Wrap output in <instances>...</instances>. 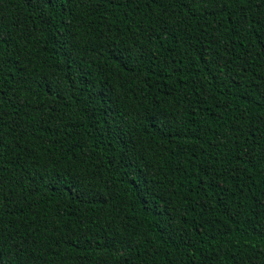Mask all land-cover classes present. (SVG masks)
Listing matches in <instances>:
<instances>
[{
	"label": "trees",
	"instance_id": "trees-1",
	"mask_svg": "<svg viewBox=\"0 0 264 264\" xmlns=\"http://www.w3.org/2000/svg\"><path fill=\"white\" fill-rule=\"evenodd\" d=\"M6 264H264V0H0Z\"/></svg>",
	"mask_w": 264,
	"mask_h": 264
},
{
	"label": "snow or ice",
	"instance_id": "snow-or-ice-1",
	"mask_svg": "<svg viewBox=\"0 0 264 264\" xmlns=\"http://www.w3.org/2000/svg\"><path fill=\"white\" fill-rule=\"evenodd\" d=\"M34 3L40 4V3H45L48 4L51 2V0H33ZM0 41L6 42L3 39V33L0 32ZM0 264H6L3 253H0Z\"/></svg>",
	"mask_w": 264,
	"mask_h": 264
}]
</instances>
